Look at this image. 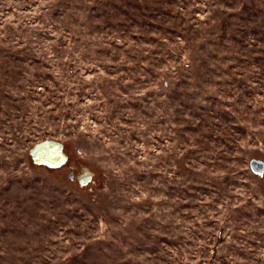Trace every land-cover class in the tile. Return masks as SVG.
I'll list each match as a JSON object with an SVG mask.
<instances>
[{"label":"rangeland","instance_id":"374dc122","mask_svg":"<svg viewBox=\"0 0 264 264\" xmlns=\"http://www.w3.org/2000/svg\"><path fill=\"white\" fill-rule=\"evenodd\" d=\"M264 0H0V264H264Z\"/></svg>","mask_w":264,"mask_h":264},{"label":"water","instance_id":"95a60500","mask_svg":"<svg viewBox=\"0 0 264 264\" xmlns=\"http://www.w3.org/2000/svg\"><path fill=\"white\" fill-rule=\"evenodd\" d=\"M249 166L254 174H262L264 172V162L255 159L250 161Z\"/></svg>","mask_w":264,"mask_h":264}]
</instances>
